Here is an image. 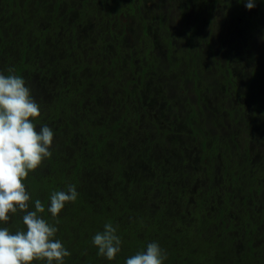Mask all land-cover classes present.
Listing matches in <instances>:
<instances>
[{"label": "trees", "instance_id": "16d2710c", "mask_svg": "<svg viewBox=\"0 0 264 264\" xmlns=\"http://www.w3.org/2000/svg\"><path fill=\"white\" fill-rule=\"evenodd\" d=\"M158 1L179 24L163 32L165 57L146 31L162 18L140 12L143 0H80L77 11L0 0V72L24 78L41 108L33 122L54 132L26 190L54 224L50 193H79L55 218L64 264H124L151 242L163 264H264V0ZM224 33L240 51L222 60ZM109 222L122 240L111 261L92 244ZM0 227L23 228L21 214Z\"/></svg>", "mask_w": 264, "mask_h": 264}, {"label": "clouds", "instance_id": "9594fccd", "mask_svg": "<svg viewBox=\"0 0 264 264\" xmlns=\"http://www.w3.org/2000/svg\"><path fill=\"white\" fill-rule=\"evenodd\" d=\"M254 6L253 0H247V9ZM7 71V75L0 72V222L7 223L10 214L19 213L24 227L15 231L0 227V264H64L71 253L55 238L59 223L55 218L67 203L76 201L79 193L72 184L66 191L50 193L47 212L55 224L43 217L45 204L40 199L32 201L24 181L51 157L54 132L46 124L37 129L33 121L41 116L40 105L24 78L16 75L14 68ZM92 244L98 255L111 261L120 253L122 240L117 227L109 222L94 234ZM166 259L165 250L151 242L126 258L124 264H163Z\"/></svg>", "mask_w": 264, "mask_h": 264}, {"label": "flooded vegetation", "instance_id": "af4514ba", "mask_svg": "<svg viewBox=\"0 0 264 264\" xmlns=\"http://www.w3.org/2000/svg\"><path fill=\"white\" fill-rule=\"evenodd\" d=\"M144 2L142 3V5L140 6V12H145V9L148 10L151 15L152 14H155L156 17L160 16L162 19H160V22L162 24L161 28L157 27L156 29L154 28V30L150 27V25H147L146 27V31L152 35V42H153V51H155V53H158V52H163V57H165L168 53V48L166 47L168 41L165 39V37L163 36V32L166 30V25H168L167 23L169 22L170 24L172 23L173 19L169 17V15L166 13L161 14L158 9H155L154 8V5L155 6H160L161 4H163V2L161 1H156L154 4H153V1L152 0H143ZM54 2V1H53ZM169 11L171 13H173L172 9H170V7H168ZM124 16V15H123ZM122 17V15H120V18ZM125 17V16H124ZM147 17L144 15V17H141L140 18V23H141V19H146ZM127 19L130 21V23L132 24V21H134V23H136V19L135 17H131L129 16L127 13H126V17H125V21H124V24L127 25ZM142 21H145V20H142ZM129 27V25H127ZM139 27V25H137L136 23V26L134 27V30L137 29ZM126 30V29H125ZM127 32H129V30L127 29ZM233 41H236V38H232ZM232 44V43H231ZM186 44L182 41H177L176 40V46L177 47H180L182 46L184 48ZM168 46H169V43H168ZM226 47V46H225ZM227 47L226 48H222L220 49L218 52H219V56L220 58H222L223 60H225L224 58V54L227 52ZM229 50H231L230 48V45H229ZM152 51V52H153ZM232 51V50H231ZM236 70V65L234 64L233 66V71ZM240 72V71H239Z\"/></svg>", "mask_w": 264, "mask_h": 264}, {"label": "rangeland", "instance_id": "374dc122", "mask_svg": "<svg viewBox=\"0 0 264 264\" xmlns=\"http://www.w3.org/2000/svg\"><path fill=\"white\" fill-rule=\"evenodd\" d=\"M61 1V5H59V7H61V6H65V5H68L69 4V6H72V8H74V10L73 11H77V8H78V5H79V3H80V0H60ZM245 3V2H244ZM77 7V8H76ZM190 12H191V10H188L187 11V16L188 17H190ZM263 15H264V13H263ZM218 17H220V15H216L215 16V18H218ZM121 19H122V21H123V23H124V21H125V17L124 16H122L121 17ZM169 23V22H168ZM167 23V24H168ZM170 24V23H169ZM132 26L133 25H135V23H134V21H132V24H131ZM171 25L172 26H178L179 24H178V21L177 20H175V19H173V21H172V23H171ZM91 26L89 25V28H90ZM91 29V28H90ZM128 30H129V32H131V28L130 27H128L127 28ZM227 29H229V28H227ZM244 29H245V26L244 27H234V28H232V34H233V36H234V34L235 35H239V37H240V35H241V33H244ZM88 31V30H87ZM227 32H229L228 30L226 31V33ZM239 32H241V33H239ZM226 33H224V35H223V37H222V42H223V45L224 46H226V47H228L229 45H231V50L232 51H234V52H236V53H239V51H240V48H239V45H238V41L236 40V41H233L232 40V37L233 36H230V34H226ZM84 35V34H83ZM82 35V36H83ZM241 40V39H240ZM232 43V44H231ZM175 45H176V42L174 43ZM109 48H110V50H113V48L111 47V45H109ZM260 51V50H259ZM162 56H163V52L161 51V52H159ZM220 59H222V58H220ZM163 62H165L164 61V59H161ZM223 60V59H222ZM125 64V63H124ZM166 66V65H165ZM165 66H163V68H165ZM138 68V67H137ZM131 89H133L132 87H131ZM177 109H178V114L179 113H181L182 112V108L180 107V106H177ZM174 126V125H173ZM180 124H177L176 125V127L173 129L174 130V132L176 133L177 132V134H176V136H177V139H180L181 140V138H180V136H179V134H180ZM167 127V125H165V127L163 126V128H166ZM182 131L184 132L185 130L184 129H182Z\"/></svg>", "mask_w": 264, "mask_h": 264}]
</instances>
